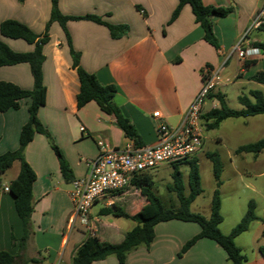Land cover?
Here are the masks:
<instances>
[{"label":"crops","instance_id":"0c3cea01","mask_svg":"<svg viewBox=\"0 0 264 264\" xmlns=\"http://www.w3.org/2000/svg\"><path fill=\"white\" fill-rule=\"evenodd\" d=\"M263 1L203 0L208 6L233 9L225 17H211L220 44L216 48L205 40L204 29L196 21L189 3H185L171 21L179 0H58L59 10L65 16L96 15L109 24L127 25L128 30L120 37H113L105 23L91 19H68L65 28L59 21L50 23L49 40L43 46L45 60L42 65L46 101L40 106L38 117L63 152L72 177L71 180L65 179L50 139L36 132L24 149V158L36 174L30 233L26 241H22L25 228L15 207V197L4 189L19 174L20 162L15 161L5 172L9 173L7 180L0 179V251L11 252L15 256V264H73L72 259L87 231L81 224L71 232L67 231L73 210L70 196L72 181L88 173L90 161L100 153L98 140L113 148L134 142L117 125L115 117L104 112L96 101L77 106L80 82L73 67L71 48L80 53V64L85 70L94 73L102 84L117 87L114 100L135 125L141 146L153 145L157 142V120L153 112L160 110L169 124H178L213 70H221L224 82L206 102L205 112L220 106L218 94L226 100L223 88L228 83L251 85L249 93L260 90L264 94V83L251 79L258 71H264V53L261 51L256 56L240 58L233 51L242 38L244 49L253 47L254 41H264L261 30L252 29L247 33ZM51 11L52 0H0V23L5 19H15L36 34L43 35ZM0 38L17 52L34 49L33 43L21 38H10L1 33ZM247 60L253 63L245 67ZM231 61L235 65L233 72L223 75L222 71L231 66ZM0 81H10L28 90L34 86L27 62L1 66ZM250 98L253 100L251 95ZM30 102V98H23L19 108L0 111V154L19 148L22 126L29 119ZM256 116L261 117L258 122L251 120ZM243 118L245 127L264 126V114ZM228 119L223 120L220 126ZM82 126L85 130L81 129ZM261 130L262 135L257 140L264 137V129ZM251 142L239 143L228 153V157L236 156V160L229 159L240 180L244 172L255 179L264 178V150L252 156L247 152H236L239 146ZM204 147L205 139L196 156L204 153ZM253 187L256 188L254 184L250 188L252 192L255 190ZM120 191L122 193L114 192L97 200L103 201V205L98 212L92 208V217L97 219L95 222L105 214L102 213L104 208L112 209L114 203L119 205L121 199L128 197V191ZM129 203L137 210L146 204V199L143 196L137 200L132 198ZM247 208L244 203L238 205L234 202L225 209L222 200L221 231L230 233ZM203 210L199 213L209 217L211 203ZM256 214L259 219L252 221L248 229L235 238L247 257L245 264H264V255L260 251L264 246V198L262 203L256 202ZM113 216L114 219L106 223L109 228L104 235L98 233L95 224L101 241L121 242L125 234L137 225L129 218ZM199 232V224L193 221H162L155 227V237L150 246L141 245L133 249L126 264H230L226 251L210 238H199L185 253L178 254L183 245ZM92 264H119V261L112 255Z\"/></svg>","mask_w":264,"mask_h":264},{"label":"trees","instance_id":"16d2710c","mask_svg":"<svg viewBox=\"0 0 264 264\" xmlns=\"http://www.w3.org/2000/svg\"><path fill=\"white\" fill-rule=\"evenodd\" d=\"M185 3H189L192 6L196 21L204 29L205 40L214 47L219 48L220 44L214 33L211 17H225L233 9L224 6H208L203 3V0H179V4L173 13L171 21L178 16ZM143 14H146V12L143 11ZM81 18L105 23L109 27L113 37H120L128 30L127 25L109 24L96 15H85L81 17L65 16L59 10L58 0H52L50 21L43 35L36 34L29 26L15 19H5L0 23L1 35L15 39L21 38L34 44L32 51L17 52L0 38V67L27 62L31 67L34 78V86L30 90L24 89L10 81H0V111L19 108L21 99H31L28 108L29 119L22 126L20 132L19 148L0 154V174L5 173L15 161L20 162L19 174L11 181L9 189L15 197V207L25 228V235L22 241H26L30 233L31 213L33 211V183L36 179L35 171L24 158V149L33 139L36 132L43 133L50 139L65 179L71 180L72 177V171L68 161L61 149L53 142L50 133L39 119L38 110L46 101L47 90L43 81L42 65L45 60L43 46L49 40V25L52 21H59L63 28H65V23L68 19ZM257 29L264 32V22ZM68 39L70 43L69 36ZM252 45L260 48L264 53V41H254ZM71 53L73 67L77 70L80 82V90L77 94V106L82 107L91 100L96 101L104 112L115 117L117 125L125 132V135L134 140L137 146H141L140 136L135 125L123 114L121 108L114 100L117 94V87L114 84H102L94 73L88 72L81 66L80 53L73 48H71ZM251 63L253 61L247 60L244 65L247 67ZM251 79L264 83V71H258ZM250 95L253 97V100L248 95L239 96L243 108L238 110L230 108L224 97L218 94L217 97L220 106L212 108L202 115V120L206 123L207 128H217L227 118L264 114L263 92L260 90H251ZM263 150L264 137L255 142L239 146L236 152H247L257 155ZM206 155L213 162V174L216 180L209 217L202 213L194 212L191 209L196 197L204 190L197 156L172 163L174 167L172 174L173 180L167 184V188L176 194L177 202L166 204L155 192L152 176L148 172H145L139 176H135L131 181V185L140 189L146 199V204L141 208V211L128 212L114 203L112 209L104 208L103 211L105 212H102L129 218L135 221L137 225L129 230L123 240L118 243L101 241L97 236H93L87 232L84 241L78 247L72 259L73 264H92L94 261L102 260L112 255L118 259L119 264H126L127 256L133 249L141 245L146 247L150 246L154 240L155 227L158 223L172 219L193 221L200 226V232L183 245L178 253L180 256L199 238H210L216 241L226 251L230 264H245L247 257L241 247L237 245L235 238L246 231L252 221L259 219V216L256 214V202L251 199L248 203L247 211L240 222L230 233H223L220 229V224L223 221L220 192V186L223 183L221 179L223 162L218 152L208 151ZM181 163H186L190 167L188 190L183 180V172L179 167ZM260 251L264 255V246L260 248ZM0 264H15V256L9 251L1 250Z\"/></svg>","mask_w":264,"mask_h":264},{"label":"built area","instance_id":"2783aa9c","mask_svg":"<svg viewBox=\"0 0 264 264\" xmlns=\"http://www.w3.org/2000/svg\"><path fill=\"white\" fill-rule=\"evenodd\" d=\"M263 22L264 1L247 33L257 29ZM243 41L244 38L233 50L240 58L261 53V49L255 46L244 49ZM223 82L221 70H213L176 125L169 124L160 110L154 111L157 142L153 145L137 146L135 142H129L122 148H113L103 140H98L100 153L90 161L88 173L72 181L70 196L73 210L67 222V231L71 232L77 224H81L88 233L97 236V219L92 217V208L97 200L127 188L135 176L162 164H172L196 156L204 143L202 115L205 113V104ZM81 129L85 130L84 126ZM4 189L10 191L9 186Z\"/></svg>","mask_w":264,"mask_h":264},{"label":"rangeland","instance_id":"374dc122","mask_svg":"<svg viewBox=\"0 0 264 264\" xmlns=\"http://www.w3.org/2000/svg\"><path fill=\"white\" fill-rule=\"evenodd\" d=\"M233 61V60H232ZM231 61V66L222 71L223 75L228 76L234 70V63ZM231 75V74H230ZM251 85L241 86L236 83H228L225 88H223L224 96L226 97L227 105L232 109H241L243 105L239 100V96L248 95L250 96L249 89ZM261 117L256 116L253 117L255 122H258L257 119ZM245 118H229L225 122L222 123L220 127L217 128H207L206 123L203 121V137L205 139V147L204 153H200L198 157L199 160V168L200 174L202 177V186L204 188L203 192L196 197V201L193 204L194 212H204L206 205L211 203L213 191L216 187V180L213 174V162L207 157L206 153L210 152H218L221 155V159L223 162V171L221 175V179L224 182L223 185L220 186L221 197L223 200L224 208L228 209V207L232 206L234 202L236 204L248 206L249 200L253 199L257 203H262V199L264 198V178H253L249 176V174H245L243 169L241 171L244 172V177L240 180L233 170V165L230 162V159L233 158L236 160V156L231 155L228 157V153L230 149L239 143H243L246 141H255L262 135L261 129L262 127H256L254 125L244 126ZM249 156H252L253 153H248ZM230 158V159H229ZM180 170L183 172V180L188 186V176L190 167L186 163H181L179 165ZM174 171V167L172 164H162L156 168H153L147 171L154 180V190L159 197L166 203L170 204L172 202H177L176 194L172 191H169L167 188V184L172 182V174ZM9 177V173L0 174V179L2 181H6ZM246 184L249 186L247 187ZM255 185L254 192L250 190V188ZM252 185V186H251ZM122 191H128V197L121 199L119 201L118 207L129 210L131 212L141 211V208H137L129 203V200L141 199L142 193L140 189L130 185ZM118 194L122 193L121 191L117 192ZM144 197V196H143ZM145 198V197H144ZM137 204V202L135 203ZM103 201H98L93 206V211L98 212V210L102 207ZM114 205H112L113 207ZM117 208V207H115ZM99 215H101L99 213ZM100 221L95 222L98 227V233L100 235H104V232L108 231V226L106 223L114 219L113 213L111 214H103L99 216ZM123 220H128L123 218ZM78 225V224H77ZM118 241V240H116Z\"/></svg>","mask_w":264,"mask_h":264}]
</instances>
